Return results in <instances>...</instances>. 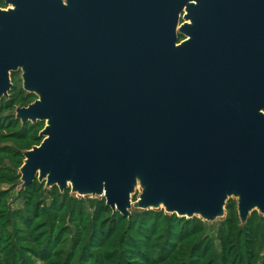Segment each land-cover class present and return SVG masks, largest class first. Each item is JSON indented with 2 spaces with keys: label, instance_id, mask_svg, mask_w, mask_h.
Returning a JSON list of instances; mask_svg holds the SVG:
<instances>
[{
  "label": "water",
  "instance_id": "95a60500",
  "mask_svg": "<svg viewBox=\"0 0 264 264\" xmlns=\"http://www.w3.org/2000/svg\"><path fill=\"white\" fill-rule=\"evenodd\" d=\"M4 1L0 99L21 71L38 98L16 117L46 123L22 188L126 217L214 222L232 198L242 224L264 216V0Z\"/></svg>",
  "mask_w": 264,
  "mask_h": 264
},
{
  "label": "rangeland",
  "instance_id": "374dc122",
  "mask_svg": "<svg viewBox=\"0 0 264 264\" xmlns=\"http://www.w3.org/2000/svg\"><path fill=\"white\" fill-rule=\"evenodd\" d=\"M11 80L0 99V264H264V216L255 210L242 224L235 198L214 222L183 220L164 208H133L123 219L105 197L39 182L22 188L24 152L42 144L46 123L17 120V108L37 98L24 89L21 71Z\"/></svg>",
  "mask_w": 264,
  "mask_h": 264
},
{
  "label": "trees",
  "instance_id": "16d2710c",
  "mask_svg": "<svg viewBox=\"0 0 264 264\" xmlns=\"http://www.w3.org/2000/svg\"><path fill=\"white\" fill-rule=\"evenodd\" d=\"M182 38H183V36H181ZM29 94V96H34V97H36V98H38V96L36 95V94H31V93H28ZM18 121H20L19 119H17ZM40 122V121H39ZM29 123V122H28ZM44 123V122H43ZM35 124V123H34ZM23 125V124H22ZM26 125V124H25ZM24 125V126H25ZM37 182H39V180L38 179H36L34 182H33V184L32 185H30L29 187H27L26 189H34V186H35V184L37 183ZM40 183V182H39ZM41 185H44L45 183H40ZM55 187H58V186H55ZM59 188V187H58ZM68 190V189H67ZM231 201V199L229 200V202ZM229 202H228V205H229ZM106 206H107V204H106ZM108 208H110L109 206H107ZM112 209V208H111ZM113 210V209H112ZM116 212H118V211H116ZM172 215H177V214H172ZM119 217H122L123 219H126V218H128V217H126V216H123L120 212H119ZM180 219H185L186 217H179ZM188 220H190V219H188ZM140 248V247H139Z\"/></svg>",
  "mask_w": 264,
  "mask_h": 264
}]
</instances>
